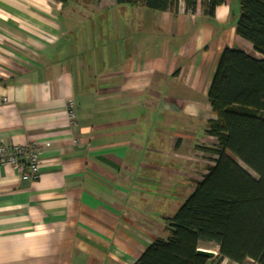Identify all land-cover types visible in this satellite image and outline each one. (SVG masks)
I'll list each match as a JSON object with an SVG mask.
<instances>
[{
	"label": "crops",
	"instance_id": "crops-1",
	"mask_svg": "<svg viewBox=\"0 0 264 264\" xmlns=\"http://www.w3.org/2000/svg\"><path fill=\"white\" fill-rule=\"evenodd\" d=\"M239 16V0L214 16L185 0L177 12L0 0V144L41 146L37 179L0 166V264H134L169 237L217 158L203 148L217 143L208 95L222 51L263 57Z\"/></svg>",
	"mask_w": 264,
	"mask_h": 264
},
{
	"label": "trees",
	"instance_id": "trees-1",
	"mask_svg": "<svg viewBox=\"0 0 264 264\" xmlns=\"http://www.w3.org/2000/svg\"><path fill=\"white\" fill-rule=\"evenodd\" d=\"M139 2L177 12L179 0ZM214 16L224 0H185ZM237 34L263 55L226 47L209 90L216 118L207 133L217 139L203 149L217 155L192 194L168 220L169 237L156 238L134 264H219L222 259L264 264V0H239ZM202 242L219 245L217 257L198 253Z\"/></svg>",
	"mask_w": 264,
	"mask_h": 264
},
{
	"label": "built area",
	"instance_id": "built-area-1",
	"mask_svg": "<svg viewBox=\"0 0 264 264\" xmlns=\"http://www.w3.org/2000/svg\"><path fill=\"white\" fill-rule=\"evenodd\" d=\"M66 114L70 124L75 125L73 100L68 102ZM40 154L41 146L38 144L24 146L0 144V166L12 165L22 180H34L40 176Z\"/></svg>",
	"mask_w": 264,
	"mask_h": 264
},
{
	"label": "water",
	"instance_id": "water-1",
	"mask_svg": "<svg viewBox=\"0 0 264 264\" xmlns=\"http://www.w3.org/2000/svg\"><path fill=\"white\" fill-rule=\"evenodd\" d=\"M198 253H200L201 255L207 256V257H213L214 253L212 251H208L205 249H199Z\"/></svg>",
	"mask_w": 264,
	"mask_h": 264
},
{
	"label": "rangeland",
	"instance_id": "rangeland-1",
	"mask_svg": "<svg viewBox=\"0 0 264 264\" xmlns=\"http://www.w3.org/2000/svg\"><path fill=\"white\" fill-rule=\"evenodd\" d=\"M189 197V196H188ZM187 199V198H186ZM181 205V204H180Z\"/></svg>",
	"mask_w": 264,
	"mask_h": 264
}]
</instances>
